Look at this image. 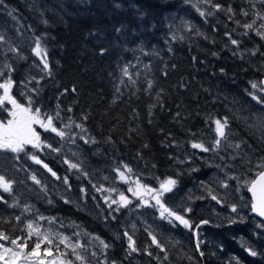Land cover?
Returning <instances> with one entry per match:
<instances>
[{
  "label": "trees",
  "instance_id": "16d2710c",
  "mask_svg": "<svg viewBox=\"0 0 264 264\" xmlns=\"http://www.w3.org/2000/svg\"><path fill=\"white\" fill-rule=\"evenodd\" d=\"M217 4L220 11L212 7ZM258 12L264 15L259 0H0V33L24 57L8 52L7 44L0 46V71L5 73L0 83L14 82L10 94L22 106L31 98L33 110L39 107L42 115L59 111L57 127L74 121L64 140L33 125L42 142L60 149L58 154L27 146L28 154L16 159V154L0 151V175L14 182L12 195L0 192L8 201L0 202V230L23 236L26 222L43 216L54 218L58 231L104 260L99 241L94 243L99 237L110 245L108 261L116 264H264V222L248 216L245 184L264 162V140L247 127L254 116H264V105L249 95L256 91L251 84L260 86L264 76V40L255 34L264 21ZM254 20V30L244 35L243 25ZM229 36L240 42L239 48ZM37 37L47 49L51 75L41 71L32 54ZM5 63L13 70L4 69ZM11 109L7 102L0 107V123L12 119ZM220 118L228 119L223 150L193 149L194 142L213 143L212 120ZM235 143H241L239 154L228 147ZM31 154L60 179L34 164ZM118 168L143 185L157 187L175 179L176 186L161 202L184 216L191 230L171 217V223L157 219L151 209L144 210L147 222L132 230L128 208L103 206L105 196L97 189L112 186L130 197L124 182L108 184ZM32 174L40 186L31 181ZM103 177L107 180L101 183ZM214 192L224 196L220 203L211 198ZM14 203L18 206H9ZM233 206L242 213L228 218ZM125 231L139 249L127 258ZM149 232L166 252L152 245ZM249 248L257 255L250 256Z\"/></svg>",
  "mask_w": 264,
  "mask_h": 264
},
{
  "label": "snow or ice",
  "instance_id": "6c2138e0",
  "mask_svg": "<svg viewBox=\"0 0 264 264\" xmlns=\"http://www.w3.org/2000/svg\"><path fill=\"white\" fill-rule=\"evenodd\" d=\"M205 3H210V0H204ZM259 3L264 4V0H259ZM217 11L221 10V5H212ZM199 11V9H198ZM227 11L230 13L232 11L231 8H228ZM210 14V13H209ZM245 16L248 15V12L243 13ZM11 15V13H9ZM200 15L203 17L205 13L200 11ZM261 21H264V15L260 14L259 12L256 14ZM255 20L252 23H246L243 25L245 28L244 35H248L250 30H254ZM255 34L260 37V39L264 40V23H261L258 28L255 29ZM231 44L236 48H239L240 42L236 39H232ZM7 44V51L13 53L19 59H24L23 55L20 53L19 48L13 46L12 43L6 39L3 33H0V46ZM32 54L36 56L41 64L42 68L41 71L45 72L48 75H51V68L48 62V54L46 47L42 44L41 38L37 37L34 41V46L32 47ZM103 54V50L101 51ZM235 54V53H234ZM256 51H252L251 55H256ZM215 55V53H213ZM264 55V53H262ZM242 58V57H241ZM4 69L9 71L13 70L10 64L5 63L3 65ZM124 75H128L127 68L123 69ZM4 71H0V77L4 76ZM35 79V78H33ZM131 79V77H129ZM39 83V81H36ZM261 85H264V81L260 82ZM14 82L8 78L5 79L2 83H0V90H2V95H0V107H2L5 102L12 105V109L8 110L9 116L12 117L11 120H8L7 124L0 123V151L11 152L15 155L16 159H19L20 153H26L25 149L27 146H30L37 151L42 149H48L50 152L59 153L60 149L53 147L51 144L44 143L41 141L40 135L33 129L32 125L38 124L42 129L45 131H50L54 133L57 137L61 140H64L67 133L65 129H70L74 123L69 119V123L65 124L64 128H59L56 126L55 121L60 118L59 111L56 112L55 116L49 115L47 113L41 114V110L39 107L33 110L32 107V99L29 98L28 105L22 106L19 104L15 98L12 97L11 88L13 87ZM149 88L152 87L151 82L148 85ZM251 88L256 90L255 92H249L251 99L256 102L258 105H264V95H257L256 92L264 93V87H260L257 83H252ZM38 91V90H33ZM65 93L69 90L65 89ZM77 89L73 87L71 92L75 93ZM59 107V105L57 106ZM7 110V109H6ZM69 112L72 111L71 108L67 109ZM179 115V113H177ZM86 119V117H85ZM212 122L215 125V138L211 145L206 146L202 142H194L191 144L193 149H198L201 152L208 153V152H219L222 148V144L226 142L227 132L226 129L228 128V119L227 118H220V119H213ZM257 127L259 129H264V116L258 117L257 122L255 125H249V127ZM76 128H79L81 132H84L85 129L82 124H75ZM71 138V137H69ZM84 140L85 143H89L87 139H84L83 136L80 137ZM92 143H95L93 140ZM228 147L234 148L237 150V154H239L241 143H235L234 145L229 144ZM29 158L32 162L40 167L44 168L47 172H49L53 177L56 179H60L57 174L45 163L38 155L31 154ZM68 164L69 168L77 169L78 165L75 163H70L69 161H64ZM258 167L264 169V162L258 165ZM124 169L127 173H131L132 169L128 168L127 165H124ZM118 176L122 181L127 182V176L125 175V171H121L119 168L115 169ZM31 181L40 186L41 181L37 178L35 174L30 176ZM229 179H235V177H229ZM13 181L7 179L4 175H0V192L7 193L9 195L13 194ZM64 183L67 184L68 180L65 177ZM137 187L135 189L129 188V191H132L134 195L137 196L138 199L141 201V205L143 206H159V210L161 213V219H167L169 217L173 218L175 221H178L180 224L184 225V227L189 228L191 230L192 226L184 216L177 214L173 210L166 207L161 202V197L167 193L171 192L173 188L176 186L177 181L175 179H167L160 184V188L158 190H154L152 188H148L144 185H141L139 181H134ZM221 185L225 188L228 187L226 182H221ZM257 187L260 188V195L257 196ZM141 189L145 192L154 193L153 199L155 200V205H149L147 201L143 199ZM98 191L106 189H97ZM250 191L253 193L254 202L252 204V211L255 212L258 216L264 217V171L258 173V179L253 180L251 182V186L249 188ZM41 191H46L43 186H41ZM83 191V189H81ZM211 195V192L209 193ZM211 198L215 200L217 203H220V200L217 196L212 195ZM0 202L8 203L3 195H0ZM107 203V199L105 201ZM51 203V201H49ZM65 203H69V201H65ZM131 201L123 194L120 193L119 200L112 199L111 203L108 204L109 208H112L113 204L118 205L116 209L113 211H119L120 208L127 207ZM10 207H16L18 204L14 203L9 205ZM25 212H28L29 209L26 207L24 209ZM187 211H191V209H187ZM232 211L236 212V207H232ZM115 218V217H113ZM38 220H48V223H54V218H45L40 216L37 218ZM15 220L17 223L21 222V217L16 216ZM172 221L169 220V223ZM3 223H10L7 220H4ZM206 223V222H205ZM135 228V225H133ZM20 231L24 232L25 235L23 236H10L7 232L0 230V264H73L71 259H68V251L69 250L72 255L75 256L76 260L81 261L83 264L84 257L77 251L78 249L82 248L83 246L79 243L71 242V239L67 236H63L59 233H52L50 231H43L41 225L35 221L27 222ZM124 237L127 238V248H126V257L132 256L133 254H138L139 249L136 246V241L133 239V236L130 235L127 231L123 233ZM149 237L151 238V243L156 248H158L161 252H166V249L162 246L160 241L157 239L155 235L151 232L148 233ZM99 241L101 246V255L104 256V261L102 264H116V261H108L107 259V250L110 248V245L103 240H100L99 237H96ZM31 241V246L29 242ZM10 245V246H7ZM60 245H63L62 250ZM196 250H200L199 242H197ZM248 254L250 256H256L257 252L252 250L251 248L247 249ZM93 256H97L96 252L92 253ZM147 255L152 256L153 254L150 251H147ZM200 256L203 257L204 253L201 251ZM163 259L167 260L168 257L165 255Z\"/></svg>",
  "mask_w": 264,
  "mask_h": 264
},
{
  "label": "rangeland",
  "instance_id": "374dc122",
  "mask_svg": "<svg viewBox=\"0 0 264 264\" xmlns=\"http://www.w3.org/2000/svg\"><path fill=\"white\" fill-rule=\"evenodd\" d=\"M258 117H260V116H254L252 118V120L247 123V127L254 129V132H255L256 137L258 138V141H262V140H264V138L261 136V134L264 133V129H259L255 126L249 127V125H255L256 124ZM35 126H38L39 128H41L38 124H35ZM32 127L34 129L33 125H32ZM222 150H223V146H222L220 151H222ZM72 152L73 151H70V154H72ZM246 152L247 151H245V153ZM246 155H247V153H246ZM70 156H72V155H70ZM221 169L223 170V173H226V164L225 163L222 164ZM115 175L116 176L114 177V179L109 180L108 184L116 185V184L121 183V182H124V184H126L127 191H128L129 196H130L127 198L129 201H131V203H129L127 207H124V209L128 208L127 213L130 215V218H131L129 224L131 225L132 230L134 229L133 225H135V227H136L137 224H140V223L144 224L145 222H147L146 218H145V216L147 215V212L144 213V210L151 209V210L155 211L156 212V218L161 219V213H160L158 205L155 207L143 206V205H141L140 199H138L137 196L134 195L132 191H129V188L135 189L137 187L136 183H134V181H135L134 179H132V180L127 179V182H125V181H122L120 179L117 172H115ZM106 180L107 179L105 177H103L101 183L106 181ZM224 182H226V181H224ZM241 182H243V181L241 180ZM247 183L248 182H245L246 185H248ZM160 184H158L157 187H154L152 185H144V186H146L148 188H152L154 190H158L160 188ZM141 185H143V184H141ZM104 189H106L107 191H104V190L101 191L105 197L101 198L100 201L102 202L103 206H106V208H109L108 204L111 203L112 199L119 200V195L121 193V190L119 188L115 189L112 186L104 187ZM214 190H217V189H214ZM141 193H142L143 199L145 201H147L149 205H155V200L152 198L154 193L145 192V191H143V189H141ZM113 194H116V197H114ZM166 194L167 193H165L164 195H166ZM213 194H215L217 196V198H219V199H220V197H221V199H224V196L220 195L217 192H214ZM164 195L161 197V200H162V198H164ZM106 199H107V203L105 202ZM113 205L118 206L116 204H113ZM239 213H242L241 209H236V212H233L232 210L227 211L228 218H230V217L234 218L236 216H239ZM169 219H171V218L161 219V220H169ZM29 221H35V222L39 223L41 225V228L43 231H50L54 234L59 233V234H62L63 236H66L65 232L63 230L58 231L56 229V225L54 223H48L47 219L38 220L37 218H33L32 220H29ZM29 221H27V222H29ZM67 237H69L71 239V242L79 243L82 245V243L80 242L79 239H74V237H72V236H67ZM97 242H98V240L94 241V243H97ZM29 244L31 246V242H29ZM7 246H10V245H7ZM60 248L62 250H64L63 245H60ZM64 251H68V257L67 258L71 259L73 261V264H81V261L76 260L75 256L72 255L69 250H64ZM77 251L84 257L83 264H102V262L104 261L103 259L97 258L96 256H93L92 254H90L87 245L83 246L82 248L78 249ZM128 261L131 262L132 260H128Z\"/></svg>",
  "mask_w": 264,
  "mask_h": 264
},
{
  "label": "water",
  "instance_id": "95a60500",
  "mask_svg": "<svg viewBox=\"0 0 264 264\" xmlns=\"http://www.w3.org/2000/svg\"><path fill=\"white\" fill-rule=\"evenodd\" d=\"M261 81H264V76L261 77L260 80H259L260 87H264V85H261V83H260ZM263 95H264V93H263ZM261 171H264V169L261 168V169L259 170V172H261ZM259 172H258V173H259ZM258 173L254 175V177L252 178V180L248 183V185H247V187H246V193H247L248 198H249V210H248V216H249V217L256 218L257 220H260V221L264 222V217H260V216H258L255 212L252 211V204H253V202H254V197H253V193H252V191L249 190V188H250V186H251V182H252L253 180H257V179H258ZM259 195H260V188L257 187V196H259Z\"/></svg>",
  "mask_w": 264,
  "mask_h": 264
}]
</instances>
